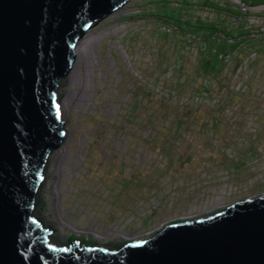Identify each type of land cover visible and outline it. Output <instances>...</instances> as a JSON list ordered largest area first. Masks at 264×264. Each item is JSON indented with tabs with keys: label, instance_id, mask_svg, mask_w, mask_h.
<instances>
[{
	"label": "rangeland",
	"instance_id": "rangeland-1",
	"mask_svg": "<svg viewBox=\"0 0 264 264\" xmlns=\"http://www.w3.org/2000/svg\"><path fill=\"white\" fill-rule=\"evenodd\" d=\"M184 1L189 6L180 0H129L79 41L80 53L70 76L57 90L66 137L46 164L34 211L43 227L53 231L52 245L68 246L76 240L116 251L169 224L205 218L264 195V40H254L258 31L264 33V2L207 0L221 8L217 11L204 0ZM161 6L165 11L177 9L193 24L197 19L207 24L216 20L211 24L226 30L240 27L238 38L247 41L237 44L231 71L253 49L262 60L251 68L254 74L243 92H237V86L232 90L230 79L223 78L225 99L234 98L230 107L215 111V128L200 131L199 121L173 146L164 140L166 134L185 123L172 112L163 120L167 112L152 95L143 108V78L152 85L178 88L185 73L192 81L186 86L191 91L205 72L201 65L206 59L199 54L208 49L192 48L182 33L155 30L154 25L162 24L182 29L172 16L156 15ZM202 34L209 40L210 52L216 49L223 56V42L217 44L209 28ZM203 107L200 117L205 109L213 111L212 106ZM143 110L155 111L146 126L148 112ZM151 142L172 155L208 160H192L180 174L177 160L170 165L162 151H153ZM208 142L215 150L207 148ZM235 163L241 166L229 171Z\"/></svg>",
	"mask_w": 264,
	"mask_h": 264
},
{
	"label": "water",
	"instance_id": "water-1",
	"mask_svg": "<svg viewBox=\"0 0 264 264\" xmlns=\"http://www.w3.org/2000/svg\"><path fill=\"white\" fill-rule=\"evenodd\" d=\"M129 0H0V264H264V196L180 221L116 251L51 244L34 216L66 137L57 90L79 41Z\"/></svg>",
	"mask_w": 264,
	"mask_h": 264
},
{
	"label": "trees",
	"instance_id": "trees-1",
	"mask_svg": "<svg viewBox=\"0 0 264 264\" xmlns=\"http://www.w3.org/2000/svg\"><path fill=\"white\" fill-rule=\"evenodd\" d=\"M180 1H181L182 5H184V6L188 5L189 6V3H187V1H184V0H180ZM242 1H243L244 4H249L251 2L252 3L254 2V3L261 4V3L264 2V0H242ZM204 3L207 6H209V7L211 6L212 9H215L217 11L221 9V8L218 7L217 4H214V3L210 2V1L204 0ZM161 9L162 10H159L157 12L158 13V14H156L157 16H165V14H167V15H169V17L172 16L170 18L172 19L173 22H175L177 24L181 23L178 26L180 28H182V29L172 30V32L175 35L176 34L179 35L181 33L184 34L185 32L200 33V32H203V29H206V28H209L211 30V32H213V33L215 31L223 32L225 39L221 41L223 43L221 45L222 46V48H221L222 50L220 51V52L223 53V56H224V54H226L228 52L230 53V52L235 51L237 46H238L237 44H241V43H244L245 41H247L245 39L243 40V39H239L238 38L239 33H240V29H241L240 27L235 28L233 30L232 29L226 30V29H224L222 26H220L218 24L217 25H212L213 24L212 22H216V20L212 21L211 22L212 24L211 23L207 24V22L203 23L202 21L197 19L196 23L193 24L191 20H189V21L183 20L181 18L182 17L181 16L182 13L180 11H178L177 9L170 10L167 7L168 10L165 11V10H163L164 9L163 6H161ZM226 12H228V10ZM154 28H155V30H157L158 32L163 33V34L170 33V32L162 31L161 27L159 28L158 26H155V25H154ZM258 32L262 33L261 40H264V36H263L264 33L261 32V31H258ZM229 40H231V42H229ZM206 41H207V43L209 42L208 39H206ZM213 41H214V39H213ZM215 42L217 44H219L218 41H215ZM210 50H211V47H209V43H208V51H207L208 55L204 54V53L199 54V55L204 56V58H203L204 60L206 59V62L203 65H201L202 66V70H204L206 72V74H205V72L200 74L201 75V81L200 82L198 81L199 82L198 85L196 84L198 82H193V84L196 85V87L193 90L189 91L186 88V86L188 85V82H192V81H190V76L189 75L186 74V76H185V73H183L180 76L181 81L180 80L178 81V84H179L178 88L177 87H166V86L165 87H161L164 90H169L168 92H174L175 91V92L179 93V96H183L184 94H187V93L201 92L203 90V87H202L203 79L208 78V77L212 78V81L214 82L215 87L213 89L211 87H209L210 89H207V90L209 92V98L211 99V102L214 101L215 99H217V100H216V103H214V105L212 106L213 111L209 110V109H205L204 112H203V117H200L198 114L200 113V109L201 108H205V107H203V106H194V105H181V104H179V102H175L173 99L172 100H166V99H164V100L160 99L159 100L158 97H156L155 93L147 85H145L143 83V108L144 109L147 108L146 104L144 105V102H147L146 100H148V99L150 101L153 100L152 97H151V95H152L153 97H155L157 102L161 105V107H162L161 109H164V112H167V115L165 114L166 116L165 117L163 116L164 117L163 120L165 118H167L170 115V113L172 112V114L175 115V119H177L178 122L185 123V126H183V124H179V125L177 124L175 131L173 130L174 133H170L168 131L169 133L166 134V138L164 140L171 141V145L172 146L176 142L175 139L177 137L184 136L185 133H186V130L190 129L192 124H196L199 121H201V125H200V128H199L200 131H206V129L208 130V128H210V127L212 129L215 128L216 127V122L218 121V120H216L214 118L215 111L222 112V111H224L225 108L230 107L229 101H232L233 98H234V97H232V95H229V96H227V99H225L226 96L224 97L223 92H222L223 91L222 90L223 89L222 85H223V82H224L223 78L228 77L227 74H224L225 73L224 72V68L226 66H225V63H224L223 56H219V54L216 53V51L215 52H210ZM232 58H233V63H234V60H235L234 56H232ZM258 64H260V63H258ZM231 68L229 67V72H231ZM179 73L181 74V66H180ZM200 75L196 76V79L198 77L200 78ZM158 85H160V84H158ZM230 86H231V79H230ZM215 88H216V90H215ZM144 98H146V99H144ZM143 111L150 113L149 116H148V113H147L145 119L143 120V125L146 126L148 123H150L152 121L153 117L155 116V114H154L155 111H152V110H149V111L148 110H143ZM174 115H173V117H174ZM166 141H164L165 144H166ZM151 143H149V144L152 145L153 151H156L158 149L160 151H162V154H165L166 157H168V161H169L170 165L174 164L172 162L175 159L177 160V162H175V164L177 165V163H179V168L178 169H179V171H181L180 174L183 173V171L180 170V169H183V166L186 163H191L192 160H196L198 162H202V161H207L208 160L206 157L198 156V155H195L194 156L195 158H192L191 157L192 154H191V156L186 155L185 157L184 156L180 157L178 155H172L170 150L165 149L164 147H162V149H163L162 150L161 148L156 147V145H154L153 142H151ZM156 144L158 146L160 145L158 143H156ZM212 145H213L212 142H210V143L208 142L207 148L209 147L212 150H215L214 149L215 147L213 148ZM208 158L209 159H211V158L213 159V156L211 158L210 157H208ZM222 160L225 163H228V159L227 158H223L222 157ZM238 166L240 167L241 165H238V164L235 163V165L232 166L233 168L229 169V171H233Z\"/></svg>",
	"mask_w": 264,
	"mask_h": 264
},
{
	"label": "built area",
	"instance_id": "built-area-1",
	"mask_svg": "<svg viewBox=\"0 0 264 264\" xmlns=\"http://www.w3.org/2000/svg\"><path fill=\"white\" fill-rule=\"evenodd\" d=\"M244 9V7H243ZM212 22V20H211ZM161 29L162 31L165 32H171L172 30H179L178 28L174 27V29L171 28V26H169L168 24H162L161 25ZM264 31V30H263ZM223 33L221 31H215L213 33V38L216 39L218 42H221L222 40L225 39V37L222 38ZM259 34V37H254L256 39H260L262 37V33H257ZM183 35H185V37L189 40V46H191L192 48H196V49H200V50H207L208 48V43L206 41L205 35L202 34V32L200 33H192V32H185ZM222 35V36H221ZM253 39V38H252ZM186 42V41H184ZM229 42H231V40H229ZM216 49L213 50V52H215ZM234 51L233 52H228L226 54H224L223 59H224V63H225V68H224V74H227L229 79H231L232 82V86L231 88L234 89L237 92H243L246 89V85L248 84V81L253 77L254 72L251 70V68L253 67V65L255 63H261L262 64V60L261 57L259 55V52L256 50H251L248 55L245 57V59L243 60V62L240 65H237L236 69H234L233 71L229 72V67L231 68L233 63V56ZM259 61V62H258ZM243 78V79H242ZM143 83L145 85H147L152 91H156L155 95L158 96L157 94H159L160 99H166V100H174L175 102H179V104L181 105H194V106H205V105H209V106H213L214 103H216L215 99L214 101L211 102V99L209 98V92L207 89H210L209 87H211L212 89L215 87L214 82L212 81V78L208 77L203 79L202 81V87L203 90L201 92H197V93H187L184 94L183 96H179L178 92H169L171 94H168L167 90H164L163 88L159 87L156 88L155 85H152L148 79L143 78ZM157 86V85H156ZM216 90V88H215Z\"/></svg>",
	"mask_w": 264,
	"mask_h": 264
},
{
	"label": "bare ground",
	"instance_id": "bare-ground-1",
	"mask_svg": "<svg viewBox=\"0 0 264 264\" xmlns=\"http://www.w3.org/2000/svg\"><path fill=\"white\" fill-rule=\"evenodd\" d=\"M119 9H120V8H119ZM119 9H118V10H119ZM79 48H80V43H79L78 46H77V49H76V55H78V54L80 53V49H79ZM72 69H73V68H72ZM71 71H72V70H71ZM71 71H70L69 74H68L69 76H70ZM68 75H67V76H68ZM67 76H66V77H67ZM69 76H68V77H69ZM61 111H62V110H61ZM54 153H55V152H54ZM56 156H57V155H56ZM51 157H53V156H51ZM54 157H55V156H54ZM56 160H57V159H56ZM52 161H53V160H52ZM55 162H56V161H55ZM263 196H264V195H263ZM191 221H192V220H191ZM48 229H49V228H48ZM52 232H53V231H52ZM75 242H76V240H75ZM75 242H74V243H75ZM76 243H79V242H76ZM125 244H126V243H125ZM125 244H122V245H125ZM79 245H80V243H79ZM80 246H83V245H80ZM84 246H85V245H84Z\"/></svg>",
	"mask_w": 264,
	"mask_h": 264
}]
</instances>
